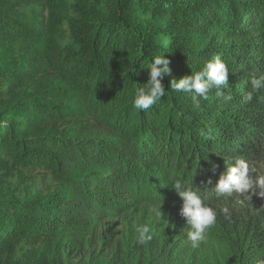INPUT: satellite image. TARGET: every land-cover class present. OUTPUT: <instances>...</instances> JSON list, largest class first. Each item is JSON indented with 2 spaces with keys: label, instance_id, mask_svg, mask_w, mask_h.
<instances>
[{
  "label": "trees",
  "instance_id": "1",
  "mask_svg": "<svg viewBox=\"0 0 264 264\" xmlns=\"http://www.w3.org/2000/svg\"><path fill=\"white\" fill-rule=\"evenodd\" d=\"M158 55L170 61L166 94L135 109ZM217 55L232 100L212 90L197 109L171 82ZM253 74H264V0H0V264H29L14 253L23 240L45 245L35 264H64L69 246L85 264H264V208L214 191L237 157L250 178L264 176V89L246 98ZM13 170L49 172L59 188L19 194ZM176 183L216 207L197 248ZM145 224L152 239L141 245ZM92 234L103 246L87 251Z\"/></svg>",
  "mask_w": 264,
  "mask_h": 264
},
{
  "label": "clouds",
  "instance_id": "2",
  "mask_svg": "<svg viewBox=\"0 0 264 264\" xmlns=\"http://www.w3.org/2000/svg\"><path fill=\"white\" fill-rule=\"evenodd\" d=\"M170 61L164 55L155 56L149 69V80L142 87H138L133 99V107L138 110H148L154 104H157L165 96V86L162 83L165 75L171 74L169 67ZM229 68L222 58L217 55L209 60L203 68L192 71L191 75H186L179 80L173 79L171 88L175 92H185L191 95L195 108L199 109L202 100L209 98V93L216 90V96L223 98L225 102L232 100L231 94H225L221 88H228ZM264 89V74L250 77V90L246 93L247 100L251 101L255 95ZM211 183V181H209ZM175 191L182 200L180 215L186 219L189 227L187 240L192 248H197L200 243L206 239L209 229L217 223V212L201 198L197 190L192 187H185L181 183H176ZM214 191L218 195H229L237 193L246 194H264V176L253 180L249 176V164L242 158L237 157L223 172L214 186ZM157 217L162 213L160 208L155 209ZM223 212L226 219H230L231 213L228 208ZM137 243L146 245L152 239L151 225H140L136 228Z\"/></svg>",
  "mask_w": 264,
  "mask_h": 264
},
{
  "label": "rangeland",
  "instance_id": "3",
  "mask_svg": "<svg viewBox=\"0 0 264 264\" xmlns=\"http://www.w3.org/2000/svg\"><path fill=\"white\" fill-rule=\"evenodd\" d=\"M6 84L0 83V89H5ZM64 103H67V100H63ZM73 104H70V107ZM56 127L61 129H68V124L65 121L58 122ZM6 181L11 185L12 188L18 189L19 194H24L25 192H38V193H47L49 191H54L59 188V183L53 178V176L46 171L34 170L29 172H18L16 170L11 171L9 175L6 176ZM243 197V198H242ZM243 201L246 202V206L243 209L251 208H264V194H261L260 197L257 194H246L245 197L242 195ZM241 206L245 205L244 202L240 204ZM216 211V207H212ZM104 237L105 235H100ZM93 243L89 245V250H95L103 246L100 241L102 237H99L97 234H92ZM108 239V237L106 238ZM15 249L14 253L22 261L32 264L36 262L37 255L39 252L44 251L46 253L45 245L42 241L38 242H28L23 240L20 242ZM85 251L79 250L75 246H69L65 250V263H77L81 261V264L86 263V259H89V256H85L83 253ZM80 255V256H79ZM97 255V254H96ZM106 256V252L102 253L101 257ZM99 257V256H98Z\"/></svg>",
  "mask_w": 264,
  "mask_h": 264
}]
</instances>
